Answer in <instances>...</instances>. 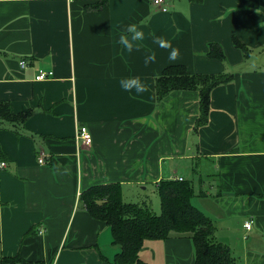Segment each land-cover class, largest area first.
I'll return each mask as SVG.
<instances>
[{
	"label": "crops",
	"instance_id": "crops-1",
	"mask_svg": "<svg viewBox=\"0 0 264 264\" xmlns=\"http://www.w3.org/2000/svg\"><path fill=\"white\" fill-rule=\"evenodd\" d=\"M132 22L146 38L129 51L117 33ZM153 34L178 47L180 58L169 61ZM234 37L264 53V0H168L167 11L153 0H0V101L13 114L33 111L23 125L0 129V163H7L0 168V257L14 260L6 264H111L121 246L88 213L82 194L118 183L125 202L147 201L158 215L149 194L160 202L159 181L186 179L182 168L200 195L192 203L217 227L215 241L235 264H264V57L261 68L235 72L213 89L209 121L198 131V92L156 99V78L168 66L218 74L225 60L242 64ZM213 43L224 61L209 57ZM147 51L156 60L146 66ZM39 71L53 76L37 80ZM130 73L148 85L143 99L119 87ZM80 126L92 145L78 138ZM139 255L145 264H195L196 257L193 239L176 233L147 240Z\"/></svg>",
	"mask_w": 264,
	"mask_h": 264
},
{
	"label": "trees",
	"instance_id": "trees-1",
	"mask_svg": "<svg viewBox=\"0 0 264 264\" xmlns=\"http://www.w3.org/2000/svg\"><path fill=\"white\" fill-rule=\"evenodd\" d=\"M233 44L244 52L246 58L253 52L237 37L233 38ZM208 55L221 61L226 59L221 46L216 43L210 44ZM233 79V73L193 74L183 65L168 66L156 78V99L162 102L172 91L198 92L199 116L194 124V131H198L209 121L213 89L226 85ZM32 113L33 111L29 110L13 114L10 105L0 101V129L10 125L14 128L19 127ZM3 157V150L0 147V160ZM157 193L160 198L158 215L152 211L147 201L125 202L122 199V186L118 183L90 187L82 194L81 198L88 213L95 219L105 222L111 228L113 242L121 246L120 253L111 264H145L139 255L145 242L168 239L175 233L193 239L195 264H235L228 246L213 238L216 225L192 203V199L198 195L193 178L161 179ZM0 262L6 264L14 260L0 257Z\"/></svg>",
	"mask_w": 264,
	"mask_h": 264
},
{
	"label": "clouds",
	"instance_id": "clouds-1",
	"mask_svg": "<svg viewBox=\"0 0 264 264\" xmlns=\"http://www.w3.org/2000/svg\"><path fill=\"white\" fill-rule=\"evenodd\" d=\"M146 33L142 30L139 23H128L117 33V43L121 48H126L132 51L139 47V42L144 41ZM152 42L159 48L168 49V60L175 62L180 58V49L173 45V43L166 39L163 35L153 34L151 36ZM156 60L155 51H147L144 55L143 62L147 66ZM119 87L128 93L133 99L141 98L142 94L148 92V85L144 78L138 75L129 74L119 78Z\"/></svg>",
	"mask_w": 264,
	"mask_h": 264
},
{
	"label": "built area",
	"instance_id": "built-area-1",
	"mask_svg": "<svg viewBox=\"0 0 264 264\" xmlns=\"http://www.w3.org/2000/svg\"><path fill=\"white\" fill-rule=\"evenodd\" d=\"M154 5H156L160 10L162 11H167L168 9V0H153ZM22 67L26 66V61H21L20 62ZM53 76V72L52 71H39V73L36 75V79L37 80H46L47 78H50ZM78 138L82 139L83 144H85L86 146H90L92 145V134L90 132L89 129H87V127H83L80 126L78 129ZM38 162L40 164H45L46 159L45 156L42 154L38 157ZM6 162L3 161L0 163V168L2 169L3 167L6 166ZM175 179L178 180H183V178L181 177H176ZM252 220H247L245 221V229L246 230H250L252 228Z\"/></svg>",
	"mask_w": 264,
	"mask_h": 264
},
{
	"label": "rangeland",
	"instance_id": "rangeland-1",
	"mask_svg": "<svg viewBox=\"0 0 264 264\" xmlns=\"http://www.w3.org/2000/svg\"><path fill=\"white\" fill-rule=\"evenodd\" d=\"M240 51V54H241V57H245L244 55V52L239 50ZM262 51V50H261ZM260 51H257L255 54H252L254 56H252L251 60H247V58L242 62V64H239L237 66H230L227 62V60H225L223 63H224V67H225V71L224 73H235V72H238V73H244V72H247V71H251V70H254L252 68H258L262 66V63L261 61L263 60V57H264V53H259ZM242 58V59H244ZM186 168H182L180 169V173L183 174V177H185L186 179L187 178H193V174L191 171L189 170H185ZM150 195V198L153 200L152 201V207L153 209L154 208V203L157 202V205L158 207H160V202L158 200H156L155 196H153L152 193L149 194ZM159 202V203H158ZM159 209V208H158ZM155 210V211H158Z\"/></svg>",
	"mask_w": 264,
	"mask_h": 264
}]
</instances>
